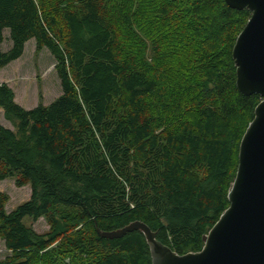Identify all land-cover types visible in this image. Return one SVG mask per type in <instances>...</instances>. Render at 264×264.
Wrapping results in <instances>:
<instances>
[{"label": "trees", "instance_id": "obj_1", "mask_svg": "<svg viewBox=\"0 0 264 264\" xmlns=\"http://www.w3.org/2000/svg\"><path fill=\"white\" fill-rule=\"evenodd\" d=\"M249 17L224 0H0V68L33 38L61 86L27 109L0 82V181L31 188L9 212L0 192V264H150L140 231L96 229L133 220L178 254L200 250L260 100L237 90L231 55Z\"/></svg>", "mask_w": 264, "mask_h": 264}, {"label": "water", "instance_id": "obj_2", "mask_svg": "<svg viewBox=\"0 0 264 264\" xmlns=\"http://www.w3.org/2000/svg\"><path fill=\"white\" fill-rule=\"evenodd\" d=\"M224 1L250 12L231 55L237 90L260 97L239 142L235 175L227 189L228 206L203 235L201 249L183 254L159 241L141 220L109 231L96 227L100 237L109 239L140 231L150 264H264V0Z\"/></svg>", "mask_w": 264, "mask_h": 264}, {"label": "rangeland", "instance_id": "obj_3", "mask_svg": "<svg viewBox=\"0 0 264 264\" xmlns=\"http://www.w3.org/2000/svg\"><path fill=\"white\" fill-rule=\"evenodd\" d=\"M9 30L3 31V41L0 51H6L11 46L8 38ZM149 43L145 46V56L149 58ZM55 60L45 47L36 48L33 38L26 41L20 57L0 68V82L7 84L14 92L15 101L24 108H32L37 104L47 105L61 94L60 80L54 68ZM0 123L12 128L3 116L0 108ZM0 192L6 196L5 210L9 212L30 197L29 183L16 184L15 177H7L0 181ZM26 225L31 226L37 233L43 234L49 230L46 218L33 220L29 216L23 218ZM9 254L0 239V262Z\"/></svg>", "mask_w": 264, "mask_h": 264}]
</instances>
